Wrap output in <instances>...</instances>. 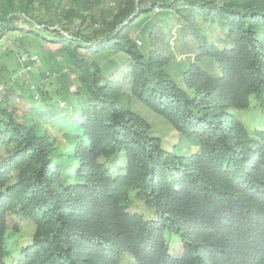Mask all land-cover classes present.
Returning <instances> with one entry per match:
<instances>
[{
	"label": "trees",
	"instance_id": "1",
	"mask_svg": "<svg viewBox=\"0 0 264 264\" xmlns=\"http://www.w3.org/2000/svg\"><path fill=\"white\" fill-rule=\"evenodd\" d=\"M98 2L0 0V41L58 45L46 58L37 39L24 44L33 62L11 39L2 47L23 73L15 87L0 73V264H120L125 252L132 264H264V130L248 136L234 114L264 109V0H116L81 13ZM170 40L196 49L181 84L166 69ZM108 60L118 77L103 73ZM34 69L39 81L19 82ZM12 92L30 102L20 114ZM161 135L177 136L171 150ZM21 219L33 232L9 246Z\"/></svg>",
	"mask_w": 264,
	"mask_h": 264
},
{
	"label": "rangeland",
	"instance_id": "2",
	"mask_svg": "<svg viewBox=\"0 0 264 264\" xmlns=\"http://www.w3.org/2000/svg\"><path fill=\"white\" fill-rule=\"evenodd\" d=\"M109 0H99V2L97 4L94 5L93 8H81L80 11L82 14H87V15H91V14H96L97 16L100 15V13H105V12H109V9H111V6L109 5ZM182 5V4H181ZM161 10L157 12V14H160ZM155 11H150L147 12V14H143L142 16H140L137 20H136V29L135 32L133 33V35H139L141 33H144V35L146 34L147 30H146V22H148L149 20H153L156 18L155 15ZM87 25L84 24L83 26ZM167 28V26H165ZM42 33V36L45 35V33H43L44 31H39ZM144 35H142V38L144 39ZM212 35H214L216 38H218L219 36L224 38L222 30L217 26L214 28V30L212 31ZM18 33L15 36V33L13 32H8L6 34V37L3 39V41H0V73L6 72V73H10V82H12L15 85H17V83H14V80L16 79L15 76L18 75V73L21 71L23 73V65L19 62V60H17L16 58H18V55L16 54V52L14 51H9V50H2V47L4 46V44H6V42L9 44L7 39H11V45H13L14 47H17V50H22L25 49L26 47H24V44H31L35 42V39H37V42H39L42 46H43V50L46 51V58L47 57H55L57 54L56 52V48L58 47V45H56V43L53 42H49L47 39H44L43 37H33L31 35H27L25 34V36L23 37V42L24 44L21 43V40L19 41V39L17 38ZM138 39H140L142 41V38L137 37ZM216 41V40H215ZM170 44L172 45L171 47V51L173 53V58L171 60V62L166 66L167 72L169 74H171L177 81L179 84H181V79H179V74L181 73V71H183L188 63L193 59V55L194 53H196V49L195 47L192 45L191 42L188 43H183L182 40H175L169 41ZM144 44L142 46H140V48L143 50ZM29 47L26 48V50L28 51H33L32 49H28ZM146 50L148 49V47H145ZM34 52V51H33ZM35 53V52H34ZM123 57H125L123 55ZM42 61V60H41ZM118 62V60L116 61ZM43 64V63H42ZM117 64V63H116ZM102 71L103 73H105L106 77L108 76H112L113 77H118L119 76V72L117 69V65H114V67H112L110 65V62L108 60L107 63H102ZM128 67L126 66L125 70ZM14 71V74L11 75V71ZM16 72V73H15ZM20 72V73H21ZM16 74V75H15ZM35 74H37V71L34 69L32 72H29V77L27 76H23L22 80H18L19 82H24L26 79H30L31 81L33 80L34 83H36L37 81L40 80V77L36 76ZM32 78V79H31ZM56 81V80H55ZM41 83V82H40ZM15 92V91H14ZM11 93V97L9 99V101L6 103V106L9 109L14 110L17 114H20L21 112V105H25V108L28 109V102L29 100L26 102L23 101L20 93ZM24 98V97H23ZM30 103V102H29ZM143 108V107H142ZM141 107L137 108V104H136V109L141 110ZM145 111H147L150 115L153 116L152 112L147 109V108H143ZM79 108L75 109V113L78 112ZM63 113L65 115L70 114L71 110L70 109H65L63 111ZM235 115H237L241 122L243 123V126L248 134V136H253L255 133V130H264V109H260L258 107H254L251 106L248 109L245 110H240L237 111L236 113H234ZM146 117L148 118V120L152 123L151 126H153L154 128L161 130V125L159 122H157L159 119L158 118H150L148 117V115H146ZM160 118V117H159ZM55 133V132H54ZM61 134L63 133V130L61 129ZM56 134V133H55ZM171 139V135H162V145L166 148L169 149L170 148V142L169 140ZM173 141L176 140L175 136H172ZM4 155V152H2L1 156ZM135 204H138L137 202H135ZM141 205L139 207H134L135 209L140 208ZM133 208V207H132ZM138 211H141L138 209ZM20 222L22 223L20 225V229L18 232L12 231V229H9L7 231V242L9 246L12 247H17V246H21V243L17 244V241L15 239H13V237L16 238H20L21 242H27L29 239V235L30 234V226L32 227V232H33V224L30 220H26V219H21ZM29 224V225H28ZM27 239V240H25ZM167 245L168 248L170 250L171 255L174 256H178L182 254V245L181 242L179 240V238L177 236H172V237H167ZM122 263L120 264H132L133 263V258L131 256L130 253L125 252L122 256Z\"/></svg>",
	"mask_w": 264,
	"mask_h": 264
},
{
	"label": "clouds",
	"instance_id": "3",
	"mask_svg": "<svg viewBox=\"0 0 264 264\" xmlns=\"http://www.w3.org/2000/svg\"><path fill=\"white\" fill-rule=\"evenodd\" d=\"M110 2H109V5L111 6V7H114L115 6V1L116 0H109ZM160 10H162L159 6H157V7H155V12L157 13L158 11H160ZM64 34H67L66 32H63ZM24 52H22L21 54H23ZM27 53H29V54H35L34 52H27ZM26 53V54H27ZM21 54H20V56H21ZM36 55V54H35ZM64 70H66L67 68H63ZM71 75H73V74H70V77L72 78L73 76H71ZM62 105V104H61ZM172 136L173 135H171V139L169 140V142H170V148L169 149H166L163 145H162V147L164 148V149H166V150H171V148H172V145L174 144V143H176L177 142V136H175V138H176V140L175 141H173V139H172ZM158 137H160L159 139L161 140V144H162V135L161 136H158ZM171 254V253H170ZM182 255V254H181ZM181 255H178V256H181ZM172 256H174V255H172Z\"/></svg>",
	"mask_w": 264,
	"mask_h": 264
},
{
	"label": "built area",
	"instance_id": "4",
	"mask_svg": "<svg viewBox=\"0 0 264 264\" xmlns=\"http://www.w3.org/2000/svg\"><path fill=\"white\" fill-rule=\"evenodd\" d=\"M19 59H20L22 62H27V61L33 62V61H37L38 57H37V55H35V54H29V53L26 54V52H24L23 54H21V56H19ZM30 64H31V63H28V64L26 65L25 68H26V69H30ZM71 76H73V75H71ZM3 90H4V88H3V86L0 84V91L3 92Z\"/></svg>",
	"mask_w": 264,
	"mask_h": 264
}]
</instances>
